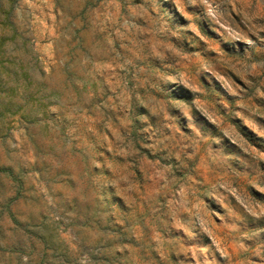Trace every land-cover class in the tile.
<instances>
[{"label":"rangeland","instance_id":"374dc122","mask_svg":"<svg viewBox=\"0 0 264 264\" xmlns=\"http://www.w3.org/2000/svg\"><path fill=\"white\" fill-rule=\"evenodd\" d=\"M0 264H264V0H0Z\"/></svg>","mask_w":264,"mask_h":264}]
</instances>
